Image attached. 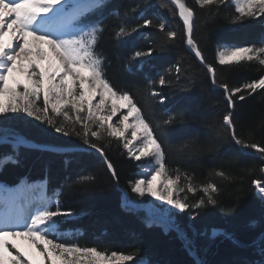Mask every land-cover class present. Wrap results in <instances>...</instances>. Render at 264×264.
Instances as JSON below:
<instances>
[{"label": "snow or ice", "instance_id": "6c2138e0", "mask_svg": "<svg viewBox=\"0 0 264 264\" xmlns=\"http://www.w3.org/2000/svg\"><path fill=\"white\" fill-rule=\"evenodd\" d=\"M232 3L235 14L226 15L229 23L238 24L244 19L264 15V0H194L201 8H215L209 15L219 14L221 5ZM173 16L182 21V31L187 50L194 55L211 85L220 89L224 100V109L209 113L203 125L207 133H187L181 136L177 144L169 143L168 150H178L189 160L201 155H219L223 143L237 146L242 154L254 153L264 164V109L261 110L259 127L253 122L247 135L237 131V101H245L253 94L264 93V35L257 41L247 44L226 43L217 47V59L220 66H241L255 63L256 76L242 84H229L217 79L214 64L208 63L199 43L194 38L196 29L195 7L187 0H170ZM111 0H0V145L10 146V150L0 155V170L7 164H17L21 148L30 150L33 144L19 128L9 122V114L23 113L26 117L41 121L63 136H76L84 145L103 158L108 172L113 178L117 173L113 163L108 160L104 147L99 143L104 134L118 141H124L123 148L136 160L148 158L152 163L147 175L151 179H137L132 183L131 191L138 197H155L181 212L188 211L191 218L208 206H217L214 194L220 191L214 181L193 184L194 177L187 172L181 174L179 168L171 175L167 164V132L174 125L189 118L185 111L169 114L155 125L145 118L142 109L134 102L127 90H122L107 78L105 67L108 57L99 44L108 31L105 21L108 17L119 20L110 35L120 43L142 28L155 26L164 34L166 40L176 39L180 34L168 28L160 18L154 20L147 15L133 24L132 18L141 11L138 6L125 5L110 8ZM167 7V6H165ZM5 36L8 37L5 40ZM153 48L134 49L129 60L150 56ZM182 61H177L168 69L166 75L150 80L148 94L163 103L164 97L156 86H171L180 83L181 76H187ZM175 73L174 79L167 78ZM186 83L191 84L189 79ZM190 90V89H185ZM99 97L97 103H93ZM264 99V96H261ZM107 99L125 102L126 108L118 124L109 123L116 116L118 108L105 109ZM42 101V104L39 103ZM219 103V101H217ZM107 111L108 114H103ZM83 114V115H82ZM56 117H62L57 122ZM132 118L129 122V118ZM80 125L79 130L76 125ZM95 126V128L93 127ZM131 129V138L126 136ZM259 131L261 139L255 138ZM159 133V134H158ZM135 142H138L135 143ZM51 147V146H48ZM135 148V151L133 149ZM67 163V162H66ZM226 170L223 165L213 166L209 174L229 183L242 179L240 172L233 168L232 161ZM255 169L247 168L251 172ZM264 173V167L259 169ZM187 181L181 186V176ZM160 178L159 180L157 178ZM93 176L80 175L75 183L92 182ZM255 189L264 201V179L252 181ZM47 185L22 181L15 189L0 185L3 207L0 209V264H33L20 246L13 241L20 239L28 242L41 259L40 264H81L79 257H87L85 264H146L138 253L108 251L97 246H79L58 240L64 221L57 218H71L75 210L65 207L61 200L62 192L53 190L45 194ZM195 195L203 193L195 201L189 202L182 192ZM139 201L126 202L131 209ZM195 213V215H192ZM170 210L154 209L152 223L159 222L165 230H175L190 255H195V240L180 228ZM239 246L230 234L214 233ZM254 243V242H253ZM14 250V251H13ZM259 255L264 257V239L259 245ZM195 264H201L197 259ZM243 264H256L244 261ZM264 264V259L260 261Z\"/></svg>", "mask_w": 264, "mask_h": 264}, {"label": "trees", "instance_id": "16d2710c", "mask_svg": "<svg viewBox=\"0 0 264 264\" xmlns=\"http://www.w3.org/2000/svg\"><path fill=\"white\" fill-rule=\"evenodd\" d=\"M187 3L195 7L194 38L208 63L216 66L217 79L235 85L255 78L254 62L233 67L220 66L216 48L220 44L257 41L264 35V15L232 24L225 18L226 15L235 14V8L230 3L227 6L221 5L216 16L209 15L215 11L214 7L201 8L194 4V0H187ZM125 5L138 6L141 10L139 15L132 18L131 23L135 24L147 15L154 20V24L160 18L168 28L175 29L180 34L176 39L166 40L157 27L150 26L133 33L125 42L120 43L110 35L119 20L110 16L105 21L108 31L104 33L99 48L108 57L105 64L107 78L118 88L129 92L145 118L153 125L179 111H185L189 115L183 123L174 125L167 132L165 143L169 172L174 176V170L179 168L181 174L187 172L194 177L195 186L214 181L220 189L214 194L217 206L196 210L199 214L193 213L194 219L188 211L172 212L180 228L195 240V255L189 254L175 230H164L159 225L147 224L142 213L122 206V191L127 192L129 198H134L130 189L135 162L127 157L121 141L107 137L106 134L99 143L104 147L108 160L113 163L117 178L111 176L103 158L84 145L81 138L56 133L49 125L26 117L23 113L9 114V122L15 124L36 144L84 150L55 152L21 148L19 162L9 163L0 170V182L12 186L18 184L22 177L32 182L45 180L50 193L53 190L62 192L61 200L65 207L75 210L76 215L57 218L64 221L61 232H67L59 240L76 243L81 247L97 246L108 251L136 252L148 264H195L197 259L201 264H243L244 261L260 264L264 259L259 255V245L261 239H264V201L260 199L252 181L264 179V173L259 171L264 164L254 153L242 154L237 146L227 140L219 155L205 154L193 160H189L178 150H168L169 143L177 144L181 136L187 133H207L208 129L203 125L205 117L224 109L222 90L213 88L199 61L187 50L182 21L178 13L176 16L171 14L169 9L174 8V5L169 0H111L109 7ZM148 47L154 49L150 56L128 59L134 49L146 50ZM177 61H182L183 67L188 70L187 76L182 75L180 83H173L171 86L157 85L156 90L165 98L160 103L157 98L149 96V81L166 75ZM174 77L173 72L167 78ZM189 79L191 84L186 83ZM261 96L264 93L253 94L242 102L237 101L236 124L241 135H247L248 127L253 122L259 127L261 110L264 109V99ZM56 120L59 123L63 118L56 117ZM76 127L79 130L80 125L77 124ZM255 138L261 139L259 131ZM6 149L5 145H0V153ZM228 160L232 161L231 166L240 172L242 179L229 183L209 174L213 166L223 165L227 170ZM253 165V171H246ZM80 175L93 176L95 179L92 182L75 183ZM180 184L186 187L187 181L183 175ZM179 195L187 196L189 202H192L203 193L198 191L193 195L185 191ZM213 229L230 234L240 242L239 246L222 235L212 236L210 233Z\"/></svg>", "mask_w": 264, "mask_h": 264}, {"label": "rangeland", "instance_id": "374dc122", "mask_svg": "<svg viewBox=\"0 0 264 264\" xmlns=\"http://www.w3.org/2000/svg\"><path fill=\"white\" fill-rule=\"evenodd\" d=\"M230 3V2H229ZM232 4V3H230ZM233 5V4H232ZM234 6V5H233ZM220 45H223V44H220ZM218 45V46H220ZM217 46V47H218ZM217 50V48H216ZM216 58H217V51H216ZM218 60V59H217ZM99 100V98H97V100L93 101V103H97ZM108 100V99H107ZM106 100V104H105V109L106 110H111L112 108L116 107L118 108V111L117 113L118 116H114L112 117V120L109 121V123H112V124H118L119 120L122 118V115L123 114H126L127 112V109H125L123 112L120 111V106L123 105L125 102L123 101H120V100H116V99H109L108 101ZM115 101V103H114ZM42 104V101L39 102ZM113 104V105H112ZM119 105V106H118ZM103 114H108L107 111H105ZM83 115V114H82ZM131 118V117H130ZM132 120V118H131ZM131 122V121H130ZM131 129H129L126 133V136L130 139L131 138ZM32 142V141H31ZM123 143L124 141H121V144H122V148H123ZM33 144V147L32 148H38V149H42V150H51V151H57V152H70V151H73V150H84L82 148H74V147H69V148H63V147H55V146H51V147H48L50 145H43V144H36L34 142H32ZM138 144V143H137ZM7 147L6 151L3 152V153H0V155H3L4 153L8 152L10 150V146L8 145H5ZM124 149V148H123ZM125 152H126V155L127 157L131 158L134 162H135V171L133 173L134 177H133V182L137 179H145L146 176H144L141 171L144 170L145 166L146 167H152V163L148 158H141V160H136L134 159L133 157H131L129 154H128V151L126 149H124ZM93 151V150H92ZM133 151H135V148L133 149ZM94 152V151H93ZM144 176V177H143ZM149 178L151 179V176H149ZM147 180V179H145ZM22 181H27L28 183L29 182H32V181H29L27 178L25 177H22L20 182H18V185L15 184L12 185V186H9V185H6L4 184L3 182H0V185L8 188V189H15L17 188L18 186L21 185V182ZM38 181H42V182H45V180H38ZM34 182V181H33ZM41 182H35V184H39ZM34 184V183H33ZM46 184V183H45ZM132 187V186H131ZM130 192L133 194L134 198H129V194L125 191H122L121 192V197H122V206L126 209H129L128 207H126V202H131V201H139V205L138 206H133L131 207V209L129 210H132V211H135V212H140L144 215V218H145V221L147 224H154V225H159L161 226L164 230L165 228L163 227L162 224H160L159 222H156V223H152V213H153V210L154 209H164V210H170L171 212L175 211V212H179V210L177 209H174L172 208L170 205H167L165 202L163 201H159L157 200L155 197L152 198L151 196H146L145 198H141V197H138L135 193H133L130 189ZM1 193V197H3L5 195V193L3 191H0ZM45 194L46 195H51L52 193H50L47 188L45 189ZM70 232V231H69ZM64 233H67V232H61L60 236L58 237V240L60 238L63 237V234ZM214 233H220L219 230L217 229H213L211 231V235L213 236ZM217 236V235H215ZM17 240H20V239H17ZM27 243V241H25ZM28 244V243H27ZM39 262H33V264H40V261L42 258L39 257ZM79 259L81 260V264H85L86 260L88 259L87 257H79ZM145 261V260H144ZM146 262V261H145ZM128 264H131V262H128ZM146 264H148L146 262Z\"/></svg>", "mask_w": 264, "mask_h": 264}, {"label": "bare ground", "instance_id": "6f19581e", "mask_svg": "<svg viewBox=\"0 0 264 264\" xmlns=\"http://www.w3.org/2000/svg\"><path fill=\"white\" fill-rule=\"evenodd\" d=\"M8 39V37L7 36H5V40H7ZM97 98H99V97H97ZM97 100V99H96ZM109 100V99H108ZM107 100V101H108ZM111 100V99H110ZM114 103H115V101H114ZM113 105V104H112ZM119 106V105H118ZM126 108H123V107H120V111L121 112H123L124 110H125ZM118 114L119 113H117L116 114V116H118ZM131 121V118H129V122ZM135 143H138V142H135ZM38 145V144H37ZM151 170V167L149 166V167H146L145 166V168H144V170H142L141 172L142 173H144L143 175L144 176H146V178L145 179H150L149 178V176L150 175H147V173L149 172ZM143 176V177H144ZM158 180L160 179L159 177L157 178ZM35 182H42V181H34V182H29V183H34L35 184ZM45 183V182H44ZM18 185V184H17ZM15 186V185H14ZM152 198H154V197H152ZM2 207H3V201H2V197H1V193H0V209H2ZM14 243H16V244H18L19 246H20V249H21V251H23V252H25V254L26 255H28L29 256V258H31L32 260H33V262H39V256L35 253V252H33V250L32 249H30V247H29V245L25 242V240H15V241H13Z\"/></svg>", "mask_w": 264, "mask_h": 264}, {"label": "water", "instance_id": "95a60500", "mask_svg": "<svg viewBox=\"0 0 264 264\" xmlns=\"http://www.w3.org/2000/svg\"><path fill=\"white\" fill-rule=\"evenodd\" d=\"M170 1V0H169Z\"/></svg>", "mask_w": 264, "mask_h": 264}]
</instances>
